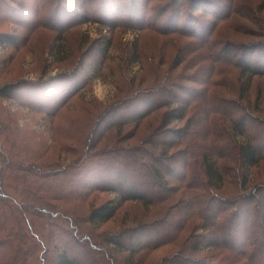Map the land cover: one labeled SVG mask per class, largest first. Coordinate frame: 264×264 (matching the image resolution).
Segmentation results:
<instances>
[{
	"label": "trees",
	"instance_id": "obj_1",
	"mask_svg": "<svg viewBox=\"0 0 264 264\" xmlns=\"http://www.w3.org/2000/svg\"><path fill=\"white\" fill-rule=\"evenodd\" d=\"M70 1L53 0L63 5L48 9L46 18L36 9L40 20L18 23L28 30L47 28L55 39L92 20L109 30L150 31L162 43L148 57L159 61L146 62L136 49L127 63L139 64L141 76H133L129 90L96 118L97 113L82 118L88 135L77 147H60L73 152L75 162L39 164L18 150L29 136L5 135L0 264H264L263 173L248 175L264 162L262 97H251L254 80L264 78V29L251 41L234 40L224 30L242 15L262 28L252 12L263 10L264 0L254 7L231 0H169L152 8L155 19L125 27L108 24L114 19L109 15L68 17ZM16 43L11 33H0L2 49ZM100 43L103 62L110 40ZM164 47L171 60L161 70ZM83 65L79 60L37 84L5 82L0 99L18 101L51 122L79 95ZM30 88L29 99L20 89ZM95 192L114 197L94 206L89 198ZM127 202L140 204L144 216L101 231ZM161 249L164 255L150 259Z\"/></svg>",
	"mask_w": 264,
	"mask_h": 264
},
{
	"label": "rangeland",
	"instance_id": "obj_2",
	"mask_svg": "<svg viewBox=\"0 0 264 264\" xmlns=\"http://www.w3.org/2000/svg\"><path fill=\"white\" fill-rule=\"evenodd\" d=\"M15 1L19 5L11 4L7 0H0V33H11L17 41L15 45L6 49L0 47V85L11 81L37 84L44 82L50 76L66 73V71L74 68L79 60H83L85 65L81 67L82 74L80 76L82 75L83 79H81L82 82L79 81L78 83V86H80L79 95L71 100V107L69 105L61 109L52 118L51 122L40 113H34L31 111L32 109L21 106L18 101L0 99V150L3 148L1 143H7L5 141L7 140L5 138L6 134L13 135L15 140L19 136H25V138L29 136L30 140L24 141L23 145L17 147L20 152H23L37 163L45 165L56 161L63 164L75 162L73 152L59 151L60 147L68 145L77 147L88 135L87 130L85 133L82 132V118L91 119L99 110L101 111L108 105L114 97L117 98L116 96H121L129 90L128 83L133 76L135 78L141 76L142 71L139 70V64L127 63V60L133 57L132 54L135 53L136 49L140 57L146 59V62H157L159 56L152 61L148 55L154 48L157 52V46L162 42L150 31L133 32L120 28L112 29L111 27V30H109L108 27L94 20L75 26V28L67 31L65 36L63 35V39H55V33L47 28L30 26V30H28L25 26H20L18 21L37 22L40 19L35 17L34 12L36 9L41 10L40 15L46 18L48 9L51 10L56 4L62 6L65 0H62V3L53 2V0ZM79 1L82 2L76 3L75 0L68 2V9L66 7L64 10V13L69 15L68 17L71 15L76 17L87 15L93 18L105 19L101 15H109L114 16V19L110 17V21H106L108 24L119 21L115 24L125 27L132 25L130 22L135 20L155 19L151 12L152 8L169 0H149L148 3H144V0H135L134 4L131 2L132 0H108L104 4H102L104 0L103 2L102 0L96 2ZM259 1L253 0L250 4L245 0H231L234 6L236 4L241 6L248 4L252 7ZM239 11L242 15L243 9ZM253 13L255 17L264 23V9ZM141 14L144 15L143 18ZM164 14L165 12L162 16ZM7 16L10 18H7ZM242 16L245 17V15ZM243 17H237V24L227 26L224 30L233 33L234 35L231 37L234 40H255L256 31L263 30L264 24H261L262 28L257 27ZM47 27L49 28V25ZM102 40L104 46L109 40L110 43L106 45L107 50L103 62H100L97 45L101 44ZM162 54H164V57H162L164 64L159 69L166 70L171 60L169 48L164 47ZM97 85L107 89V95L103 102L98 101L93 94ZM20 91L23 92L26 98H29V96L32 98L34 89H20ZM256 95H260L259 98L262 97V102L259 105L264 110V78L253 82L252 101ZM98 115L99 113L96 114L95 118ZM151 125L153 126L154 122ZM3 126L5 131L1 133ZM143 132V128L140 127L138 135H142ZM72 140L76 142H72ZM125 144H131V142ZM13 162L17 163L16 161ZM258 172L264 174V162L261 163L258 169L250 170L248 175L251 176V174ZM263 174H261V178L259 177L260 180H264ZM113 197V194L95 192L89 198V201L94 206H99ZM86 207V205H83L85 210ZM133 216L142 218L144 216L143 209L140 204L127 202L117 211L114 219L101 228V231H116L123 224L130 225ZM165 253L166 249H161L150 256V259H158Z\"/></svg>",
	"mask_w": 264,
	"mask_h": 264
},
{
	"label": "clouds",
	"instance_id": "obj_3",
	"mask_svg": "<svg viewBox=\"0 0 264 264\" xmlns=\"http://www.w3.org/2000/svg\"><path fill=\"white\" fill-rule=\"evenodd\" d=\"M93 94L96 96L98 101L103 102L107 95V89L101 88L99 85H97Z\"/></svg>",
	"mask_w": 264,
	"mask_h": 264
}]
</instances>
